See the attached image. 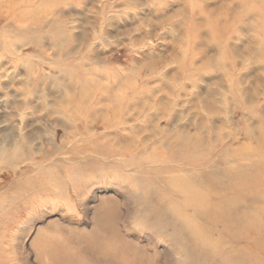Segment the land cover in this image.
Returning a JSON list of instances; mask_svg holds the SVG:
<instances>
[{
	"label": "rangeland",
	"instance_id": "obj_1",
	"mask_svg": "<svg viewBox=\"0 0 264 264\" xmlns=\"http://www.w3.org/2000/svg\"><path fill=\"white\" fill-rule=\"evenodd\" d=\"M263 9L264 0H0V152L25 151L56 183L32 202L25 189L16 213H0V262L52 264L48 248L39 253L50 243L65 264H234L215 239L200 253L192 225L164 210L145 178L174 173L165 138L179 130L212 143L214 166L231 145H255L247 130L264 123ZM87 123L90 149L72 133ZM12 162L0 164V189L26 163ZM251 194L237 191L235 202ZM186 212L217 236L219 224Z\"/></svg>",
	"mask_w": 264,
	"mask_h": 264
},
{
	"label": "bare ground",
	"instance_id": "obj_2",
	"mask_svg": "<svg viewBox=\"0 0 264 264\" xmlns=\"http://www.w3.org/2000/svg\"><path fill=\"white\" fill-rule=\"evenodd\" d=\"M260 14L263 16L264 9ZM249 25H251V23ZM231 78H233V76ZM114 89L115 87H110V91L114 92ZM70 97L75 98L76 95L73 93ZM201 97L202 101L205 102L204 106L212 110L213 106L210 102L212 94L206 92L203 93ZM163 104H165V102L160 100V105ZM238 105L242 108L241 110L248 108L244 101H241ZM97 110H100L98 114L103 113V110L99 108L93 112L95 115L90 117V120L94 124L97 119L95 118ZM131 110L138 113L143 112L137 106L134 108L131 106ZM169 116V114L166 115L167 118H169ZM260 117L264 120V113H262ZM91 124L92 123L85 124L82 130L79 129L77 133L72 131L73 139L87 141L85 144L86 149H90L89 144L91 141L87 140L88 138L83 133H92L93 129ZM75 129L77 131L78 128L75 127ZM248 132L249 137L255 141V145L253 147H248L243 143H238L241 145L238 146V148H235V145H231L228 150H225V156L220 159L222 166H214L209 164L211 160H214V156L211 153L214 150L212 143H207L206 137L200 138L188 132H186L187 135H185V131L179 130L177 134H180L181 137L172 136L165 138V141L168 140V144L166 145L168 146V156L174 159V161H178V164L171 167L174 173L171 174L168 178L169 180H167L164 175L152 169L150 170V174L146 175L145 181L151 186L152 193L158 194L160 206L165 207L163 208L164 210L181 213L180 217L189 222V225H192L188 226L186 231L191 234V242L198 243L196 246L202 250L200 253H203V255H210L212 251H209L203 244H207L205 239L210 242L211 238L212 242L214 241L213 239L219 241H214L216 244H213L217 250H219V253H230L228 257L234 264H264V123L257 128L255 126L248 127L247 133ZM103 135L106 136V134H101V137H103ZM190 141H192V143H190ZM97 147L99 149L104 148L99 145H97ZM95 148L96 145L94 146V149ZM238 150H240L239 154L235 153ZM17 153L18 150L9 153L11 157L4 152H0V164L12 165V160L16 161L17 159L26 162L22 167H17L16 178H11L8 184L3 187V189H0V213H16L17 211H10L13 208L12 203H16L20 200V196L25 195V189L27 195L21 198V200L23 199L25 202H32V200L36 201L37 197H41L42 193L46 190L51 191L55 189L56 183L54 178L48 177L46 174L49 167H46L43 162L34 161V157H30V154L25 151H22L20 154ZM239 158L243 159L238 161ZM145 159H147V161L150 160V158ZM63 160L67 163L66 159ZM185 165H189L190 167H186ZM12 167L13 171H11L10 168L4 169V171L10 170L14 172L15 167ZM1 170H3V168H0V172ZM29 171L32 173L27 174L23 178L17 177ZM139 175L141 174L139 173ZM152 175L160 179L163 184L160 186L155 185ZM18 184H20V187L13 192L12 189ZM32 185L38 187L33 188ZM215 190L218 191L219 194L215 193ZM242 190L252 191L251 196L244 200L243 197H241L242 201H244L243 204L242 201L235 202V192ZM164 191L167 194L160 196ZM213 194L216 196L213 197ZM172 199H175L177 202H173ZM169 203L171 205H168ZM188 209L193 212L192 215H194L196 219L208 223L210 222L213 225L219 224L221 228L217 236L214 237V233L212 235V233L209 232V230L213 229L212 226H209V229L204 228L201 224L191 220L188 214H184ZM235 210L237 212L240 210L242 213H235ZM199 234L202 235L201 238ZM186 239L189 241L187 237ZM225 240H229L230 243H232L226 251H224L223 248L229 243H226ZM235 243L240 245L237 249H235ZM44 248L49 249L48 254L54 264H65L64 262L66 259L64 253L52 246L50 247V243H47L39 250L40 254H43L42 250ZM199 248L198 250L200 251ZM1 253H3V251L0 250V254ZM214 257H216V255H214ZM0 264L3 263L0 262ZM9 264H11V262H9Z\"/></svg>",
	"mask_w": 264,
	"mask_h": 264
}]
</instances>
